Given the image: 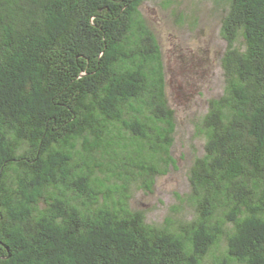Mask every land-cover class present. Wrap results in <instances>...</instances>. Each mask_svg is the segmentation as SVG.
<instances>
[{
  "label": "trees",
  "instance_id": "1",
  "mask_svg": "<svg viewBox=\"0 0 264 264\" xmlns=\"http://www.w3.org/2000/svg\"><path fill=\"white\" fill-rule=\"evenodd\" d=\"M148 1L0 0V264H264V0H224L194 213L163 226L131 205L178 163Z\"/></svg>",
  "mask_w": 264,
  "mask_h": 264
},
{
  "label": "rangeland",
  "instance_id": "2",
  "mask_svg": "<svg viewBox=\"0 0 264 264\" xmlns=\"http://www.w3.org/2000/svg\"><path fill=\"white\" fill-rule=\"evenodd\" d=\"M227 8L224 0H150L142 9L164 52L170 101L178 120L173 149L177 168L158 178L151 193L138 188L133 193L132 208L143 211L151 225H178L194 213L189 171L204 154L199 125L208 101L223 93L221 58L228 43L221 27Z\"/></svg>",
  "mask_w": 264,
  "mask_h": 264
}]
</instances>
